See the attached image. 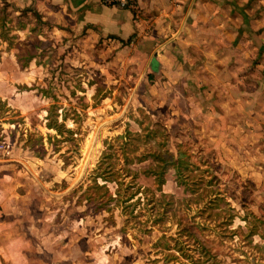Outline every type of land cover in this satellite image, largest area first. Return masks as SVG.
<instances>
[{
  "label": "rangeland",
  "instance_id": "obj_1",
  "mask_svg": "<svg viewBox=\"0 0 264 264\" xmlns=\"http://www.w3.org/2000/svg\"><path fill=\"white\" fill-rule=\"evenodd\" d=\"M53 18L0 0V218L13 226L0 238V264H164L154 260L165 252L160 245H174L170 237L177 236L180 219L226 264H264V225L262 236L248 237L244 220L264 221V175L247 178L212 152L202 154L187 128L171 125L167 94L151 91L167 78L148 74L149 64L134 60V47ZM51 105L60 123L67 115L74 136L47 127ZM155 123L175 135L162 149L152 138L144 142ZM31 136L47 151L30 149ZM177 142L186 155L180 174L174 167L165 174V197L154 176L142 171L156 165L151 154L178 153ZM110 163L120 173L121 196L97 209L85 194L95 171ZM125 167L136 174L126 176ZM129 183L134 187L127 190ZM109 186L116 193L118 185ZM130 191L143 192L136 217L123 212ZM216 198L219 206L210 207Z\"/></svg>",
  "mask_w": 264,
  "mask_h": 264
},
{
  "label": "crops",
  "instance_id": "obj_2",
  "mask_svg": "<svg viewBox=\"0 0 264 264\" xmlns=\"http://www.w3.org/2000/svg\"><path fill=\"white\" fill-rule=\"evenodd\" d=\"M16 1L134 47L148 74L167 78L151 91L167 94L171 125L187 128L202 154L247 178L264 175V0H139L137 11L112 0ZM8 222L0 218V238Z\"/></svg>",
  "mask_w": 264,
  "mask_h": 264
},
{
  "label": "trees",
  "instance_id": "obj_3",
  "mask_svg": "<svg viewBox=\"0 0 264 264\" xmlns=\"http://www.w3.org/2000/svg\"><path fill=\"white\" fill-rule=\"evenodd\" d=\"M21 63V60L19 61ZM28 65V64H27ZM25 65V67L27 66ZM56 105H51L48 111V117H47V127L49 129H54L57 131L59 135H62L64 131H68L71 135H75L76 132H74L72 129L68 128L65 124V120L68 119L66 114L62 115L63 123L59 122L58 115L55 112ZM79 116V115H78ZM55 117V119H54ZM73 119V118H72ZM74 120H76L74 118ZM76 122V121H75ZM158 123H155V129H148L146 136L144 137V142L148 139H153L155 143L158 144V147L161 149L163 148V143L168 142V132L157 125ZM64 130V131H63ZM131 135V132L129 133ZM161 135L164 137V140L157 141L156 136ZM53 137V138H52ZM129 140V137H127ZM52 139L55 140V137L53 135L48 136L49 144L51 148L59 152L58 145L51 141ZM42 146H44V143L42 141H39ZM26 144L29 146L30 149L34 151H44V147L41 148L38 147V143H36L33 139V137H28ZM178 149V156L176 157L175 154L170 151L169 149H166L164 151H158L157 153L151 154L148 158H151L156 165H151L148 167V169L142 171L144 175L147 176H154L156 184L158 185V190L161 192L162 196H167L166 193L163 191V185L166 183L165 174L167 173L168 169L170 167H174L177 171V173L180 174V164L183 162L182 157L186 155V153L181 149V144L177 145ZM47 151V150H45ZM44 151V152H45ZM106 158H111L109 154H105ZM148 158H140L139 162H144ZM130 162H132L131 159H126V164L129 165ZM104 164V163H102ZM109 167H104L101 169V171H95L93 177H92V184L88 186V191H86L85 199L88 203L94 204V206L97 209H106L109 203L111 202H119V196H121V189L123 188V183L121 180H119L120 173L119 171H116L114 169L113 164H109ZM126 170V176L130 173H133L134 175L136 172L129 169V167L124 168ZM178 174V175H179ZM99 178L103 179L104 183L99 182ZM116 183L118 185V188L116 190V193L112 192L109 183ZM125 187H127V190L129 188H133L134 186L132 184H127ZM150 189H146V192H150ZM140 193H143L141 191H130L126 195V199L124 200L123 205V212L128 216H137L135 214V207H137L141 203V197L138 195ZM118 197V198H117ZM171 201L167 202L169 206L175 202L173 201L174 197L170 195ZM136 199L135 201H132ZM219 199L216 198L213 201L210 202V207H217L219 206L218 203ZM254 216V215H253ZM254 225H250L247 218L244 220L247 222V236L253 237L254 235L258 234L262 236L260 233L258 227L261 225H264V221L260 219L257 216H254ZM128 222V221H127ZM126 222V223H127ZM227 227L230 225V223L225 224ZM226 227V228H227ZM178 229L177 236L170 237V240L174 241V245L166 246L165 244L160 245L163 247L165 252H162L163 256L160 258H156L154 261H164V264L169 263H183V264H226L223 259L220 258L219 254L215 252V250L208 244L206 240H203L199 237V235L196 233L195 230L184 226L182 219L178 220ZM237 230V229H236ZM236 230L231 231L232 235L236 234ZM186 238V239H183ZM192 240L193 243H190ZM186 260L188 263H184L182 260Z\"/></svg>",
  "mask_w": 264,
  "mask_h": 264
},
{
  "label": "built area",
  "instance_id": "obj_4",
  "mask_svg": "<svg viewBox=\"0 0 264 264\" xmlns=\"http://www.w3.org/2000/svg\"><path fill=\"white\" fill-rule=\"evenodd\" d=\"M115 3L119 4L121 7L137 11L139 7V0H112Z\"/></svg>",
  "mask_w": 264,
  "mask_h": 264
}]
</instances>
